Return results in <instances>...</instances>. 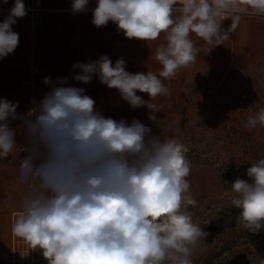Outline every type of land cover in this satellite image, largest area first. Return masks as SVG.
<instances>
[{
  "label": "clouds",
  "instance_id": "9594fccd",
  "mask_svg": "<svg viewBox=\"0 0 264 264\" xmlns=\"http://www.w3.org/2000/svg\"><path fill=\"white\" fill-rule=\"evenodd\" d=\"M88 4L73 0L71 10L84 13ZM91 14L95 27L112 22L129 40L155 41L165 34L166 44L155 51L159 75L131 73L122 57L113 64L107 55L75 63L71 75L80 84L97 77L130 108L146 107L155 123L161 106L153 101L169 94L164 80L196 62L192 35L209 49L224 45L244 16H264V0H96ZM26 15L23 0H14L0 22V59L19 46L12 26ZM68 80L44 77L49 90L39 101L32 98L27 113L0 98V159L17 148L12 122L21 121L26 155L19 182L32 184L12 224L13 236L40 250L48 264H193L195 249L209 233L187 211L197 202L190 194L186 147L161 139L138 119L106 117L83 87ZM258 125L264 127V107L244 127L252 131ZM250 163L249 179L231 183V204L241 210L242 227L258 234L264 231V158Z\"/></svg>",
  "mask_w": 264,
  "mask_h": 264
},
{
  "label": "rangeland",
  "instance_id": "374dc122",
  "mask_svg": "<svg viewBox=\"0 0 264 264\" xmlns=\"http://www.w3.org/2000/svg\"><path fill=\"white\" fill-rule=\"evenodd\" d=\"M184 82L175 87L172 80L164 103H156L161 106L157 122L148 119L146 107L134 109L131 116L123 113L122 119H138L161 139L174 138L187 149L190 194L197 202L187 211L209 233L195 249L193 264H259L264 259V231L252 234L237 220L241 210L231 204V183L249 179L250 161L264 158V127H244L248 117L264 107V59L222 61L206 69L199 83ZM31 187L22 185L0 209V264H48L40 250L12 234Z\"/></svg>",
  "mask_w": 264,
  "mask_h": 264
},
{
  "label": "crops",
  "instance_id": "0c3cea01",
  "mask_svg": "<svg viewBox=\"0 0 264 264\" xmlns=\"http://www.w3.org/2000/svg\"><path fill=\"white\" fill-rule=\"evenodd\" d=\"M13 2L7 0L6 4ZM72 2L42 0L44 11L38 20L32 21L27 16L17 19L12 29L19 34V46L13 54L0 59V98L17 102V112L27 113L32 108V98L39 101L49 90L43 83L44 77L56 80L67 76L68 84L83 87L85 94L95 100L97 109L106 117L120 120L123 113L131 116L134 109L121 99L116 89L107 88L97 77L94 76L88 84L72 80L73 65L107 55L113 64L122 57L126 61V70L131 73L151 71L159 75L162 66L155 59V51L166 44L165 34L162 33L155 41L126 39L117 32L112 22L102 28L92 24L91 9L96 6V0H89L88 11L79 14L72 12ZM0 4L5 3L0 0ZM3 20L0 18V22ZM230 25L231 19L222 22L225 29ZM191 38L199 49L196 62L180 69L176 77L164 80L168 88L172 80L175 81V87L182 79L184 83H199L206 69H215L222 61L264 59V16H244L224 45L212 49L194 34ZM137 94L148 99L146 93ZM165 98L158 96L153 103H164ZM127 109L129 113H125ZM21 123L19 120L12 122V126L17 128V148L9 157L0 159V209L17 196L18 189L22 187L19 182V164L25 155L23 148L26 140Z\"/></svg>",
  "mask_w": 264,
  "mask_h": 264
},
{
  "label": "built area",
  "instance_id": "2783aa9c",
  "mask_svg": "<svg viewBox=\"0 0 264 264\" xmlns=\"http://www.w3.org/2000/svg\"><path fill=\"white\" fill-rule=\"evenodd\" d=\"M24 2V1H23ZM14 2L11 4H0V18H5ZM27 9V17L32 21H36L40 18L42 12L44 11V6L42 0H30L29 2H24ZM230 20V18L225 19ZM26 155V153H24Z\"/></svg>",
  "mask_w": 264,
  "mask_h": 264
}]
</instances>
